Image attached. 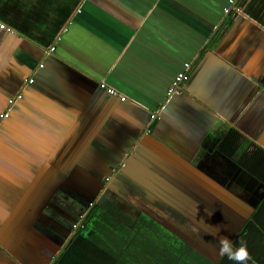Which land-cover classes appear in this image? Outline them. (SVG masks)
<instances>
[{"label": "crops", "instance_id": "0c3cea01", "mask_svg": "<svg viewBox=\"0 0 264 264\" xmlns=\"http://www.w3.org/2000/svg\"><path fill=\"white\" fill-rule=\"evenodd\" d=\"M225 6L0 0V113L20 94L0 118V264H51L86 205L129 191L214 264H233L217 235L264 264V0Z\"/></svg>", "mask_w": 264, "mask_h": 264}, {"label": "trees", "instance_id": "16d2710c", "mask_svg": "<svg viewBox=\"0 0 264 264\" xmlns=\"http://www.w3.org/2000/svg\"><path fill=\"white\" fill-rule=\"evenodd\" d=\"M83 215V214H82ZM51 264H214L149 216L93 202Z\"/></svg>", "mask_w": 264, "mask_h": 264}, {"label": "built area", "instance_id": "2783aa9c", "mask_svg": "<svg viewBox=\"0 0 264 264\" xmlns=\"http://www.w3.org/2000/svg\"><path fill=\"white\" fill-rule=\"evenodd\" d=\"M243 0H227V6H225L223 8V13L224 14H232V15H237L240 13L241 11V6H242ZM0 28H4L5 30H10L7 26H5L3 23H0ZM53 43L51 45H49L47 47V49L45 50V53H50L51 51H53ZM189 67L190 64L188 62L183 63V67L180 71H178L175 76L174 79L172 81V83L169 85V87L166 90V95H170L172 92H175L176 90L180 89L181 87V83L186 81L189 75ZM29 82L31 81V78L27 79ZM98 85L101 89H104V91L109 94V95H113V96H118V98L120 100H124L125 96L124 95H120L114 88L108 86L107 84H105L104 81H99ZM20 97V94L17 93L15 94L13 97L9 98L7 100V105L8 108L3 112L0 113V118L4 117L7 114V111L9 110V106L13 104V102L15 100H17ZM163 107V104L159 107V109H157L156 111L152 112L150 114V118L154 119L156 118L157 112L159 110H161ZM107 178H105L106 180ZM83 215L80 216V219L76 222L73 223L72 225V230H74V228H76L78 225H80V221Z\"/></svg>", "mask_w": 264, "mask_h": 264}, {"label": "clouds", "instance_id": "9594fccd", "mask_svg": "<svg viewBox=\"0 0 264 264\" xmlns=\"http://www.w3.org/2000/svg\"><path fill=\"white\" fill-rule=\"evenodd\" d=\"M217 244L218 255L226 257L233 264H249V262L255 264V261L248 251L247 243L243 239L233 242L226 235H217Z\"/></svg>", "mask_w": 264, "mask_h": 264}, {"label": "rangeland", "instance_id": "374dc122", "mask_svg": "<svg viewBox=\"0 0 264 264\" xmlns=\"http://www.w3.org/2000/svg\"><path fill=\"white\" fill-rule=\"evenodd\" d=\"M27 181L29 182V178L27 179V180H24L23 182H26L27 183ZM47 183V182H46ZM100 196V194H98L97 195V197H96V202L97 203H99V202H101V201H103V200H107V198L108 197H106L104 194L101 196V197H99ZM104 197V198H103ZM126 200H127V198H126ZM125 200V201H126ZM117 201V203H119V202H122V200L121 199H117L116 200ZM116 203V204H117ZM130 203V202H129ZM137 202H135V200L134 201H131V207L129 208V209H131V210H128V209H126L125 208V206H121V204H117V205H115L116 206V208H118V210H119V208H121L122 210V213L123 214H126V215H128L129 217L131 216V217H133V216H135L136 215V209H135V207H133L134 205L133 204H136ZM89 207V204L88 205H86V208H88ZM120 211V210H119ZM84 212V211H83ZM85 213V212H84ZM82 215V213H80V214H78V218H77V221L80 219V216ZM72 225H73V223L72 224H70V229H72ZM77 228V227H76ZM76 228H74V230H73V233L76 231ZM72 233V234H73ZM71 234V235H72ZM182 239H184V240H186L185 238H182ZM188 241V240H187ZM188 243H189V245L191 246V244H190V242L188 241ZM57 251V250H56ZM56 251H53L52 252V255H50L49 256V259L51 260V258L53 257V255H55V253H56ZM46 258H47V256H46Z\"/></svg>", "mask_w": 264, "mask_h": 264}, {"label": "flooded vegetation", "instance_id": "af4514ba", "mask_svg": "<svg viewBox=\"0 0 264 264\" xmlns=\"http://www.w3.org/2000/svg\"><path fill=\"white\" fill-rule=\"evenodd\" d=\"M119 195H124V197L126 196V198H127V200L125 199V198H121V200H123V201H125L126 200V202H130L131 203V200L132 199H134V196H133V193H131V191H129V193H122V194H120L119 193ZM99 197H101V196H99ZM104 198V197H103ZM96 200L97 199H95L93 202H95V203H97L96 202ZM107 200H109L112 204H113V206L116 208V206L115 205H117V204H121V203H117V201L115 200V199H111V198H107ZM117 203V204H116ZM125 203V202H124ZM92 204V203H91ZM91 204H89V206H91ZM115 204V205H114ZM118 206V205H117ZM89 208V207H88ZM125 208L126 209H128L126 206H125ZM117 210H118V208H116ZM119 210L121 211L122 209L121 208H119ZM128 210H130V209H128ZM122 212V211H121ZM131 217V216H130ZM134 217V216H133ZM202 240L204 239L203 237H200ZM187 241V240H186Z\"/></svg>", "mask_w": 264, "mask_h": 264}, {"label": "water", "instance_id": "95a60500", "mask_svg": "<svg viewBox=\"0 0 264 264\" xmlns=\"http://www.w3.org/2000/svg\"><path fill=\"white\" fill-rule=\"evenodd\" d=\"M181 238V237H180ZM197 251V250H196ZM199 252V251H198ZM200 254H204V253H202V252H199ZM204 256V255H203Z\"/></svg>", "mask_w": 264, "mask_h": 264}]
</instances>
